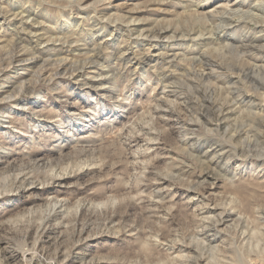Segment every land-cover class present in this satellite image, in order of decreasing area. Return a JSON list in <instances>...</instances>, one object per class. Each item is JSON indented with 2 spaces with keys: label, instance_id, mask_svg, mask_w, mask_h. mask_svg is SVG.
I'll use <instances>...</instances> for the list:
<instances>
[{
  "label": "rangeland",
  "instance_id": "1",
  "mask_svg": "<svg viewBox=\"0 0 264 264\" xmlns=\"http://www.w3.org/2000/svg\"><path fill=\"white\" fill-rule=\"evenodd\" d=\"M202 1L0 0V264H264V144L228 145L263 129L243 114L264 113L262 84L234 67L264 78V55L214 50L221 30L234 47L263 32L238 15L223 28ZM235 1L264 11L205 0ZM208 60L222 70L205 76ZM52 198L65 205L46 219Z\"/></svg>",
  "mask_w": 264,
  "mask_h": 264
},
{
  "label": "bare ground",
  "instance_id": "2",
  "mask_svg": "<svg viewBox=\"0 0 264 264\" xmlns=\"http://www.w3.org/2000/svg\"><path fill=\"white\" fill-rule=\"evenodd\" d=\"M202 1V0H201ZM197 3V2H196ZM220 6V5H218ZM218 6H214V5H209L207 4V2L202 1V2H199L198 4H196V8L199 9L201 12H200V15L201 13L204 11V17H207V18H211V17H214L215 19H218V20H221L222 22H224V25L221 26L223 28L227 27L228 25H230L229 23L232 21L233 19V16H237L239 18V21H243V23H246V22H253V24H258L259 26V32H263V35L261 36H256V35H251L249 33H244L242 35V39H239V45H235V47L233 46V42L234 41H229L227 40V35L225 34L226 30L222 31L221 30V33H219L220 31H218V36H217V41H219L216 45V47H214V50L219 54V56H222L221 54H223L224 52H227V51H230V50H243V49H249L251 50V53H258L260 55H262L261 57H263V53H264V44H259L258 45V42L261 40L264 41V11H263V8L261 9L260 8V4H253V5H247L245 6L243 2H240V3H233L231 5H229L228 3H225V6L223 8L220 9V7L218 8ZM203 16H201L202 18ZM200 18V17H199ZM220 21V23H221ZM240 24V23H238ZM233 25V24H232ZM219 26V24H218ZM229 27V26H228ZM101 30V29H100ZM218 30V29H217ZM220 30V29H219ZM202 32V31H201ZM242 34V33H241ZM214 37V34L212 35ZM231 36V35H230ZM228 36V37H230ZM216 37V36H215ZM21 38V37H20ZM192 38V37H190ZM194 39V38H193ZM232 39V38H231ZM214 40V39H213ZM192 41V40H191ZM248 41V43H246ZM199 43V42H198ZM210 43V42H209ZM235 43V42H234ZM185 44V43H184ZM215 44V43H214ZM181 46V45H180ZM192 46V45H191ZM249 47V48H248ZM91 51V50H90ZM243 52V51H242ZM246 52V51H245ZM242 56L244 54H241ZM259 55V56H260ZM194 57V56H193ZM260 59V58H259ZM254 62V61H253ZM260 62V61H259ZM102 63V62H101ZM258 63V62H257ZM207 65H209L210 67L208 68L209 70L204 72L203 74H205V76H207L206 74H209V71L210 73H213L214 70H213V66H215L216 68H222L220 67L221 65H219V63H214L212 61H207ZM208 67V66H207ZM206 67V68H207ZM186 69V68H185ZM233 69V68H232ZM234 69H237L238 70V76L242 75L244 78H247L249 79V81H257L260 83V85L262 84L261 87H256V89H264V78H258L257 75L255 74L256 73V70H260V72L263 71V66H260L258 64H254L252 66H247L245 68H236V66L234 67ZM205 70V69H204ZM222 70V69H221ZM262 70V71H261ZM212 71V72H211ZM216 71V70H215ZM259 74V73H258ZM228 76V75H227ZM226 76V77H227ZM261 76V75H260ZM223 77V76H222ZM213 79V78H212ZM226 79V78H225ZM231 77H228V81L230 80V83H231ZM227 81V82H228ZM220 83V82H218ZM255 83V82H254ZM224 84V83H223ZM256 84V83H255ZM236 85V84H235ZM226 86V85H225ZM230 87V86H228ZM238 87V86H237ZM252 87V86H251ZM218 88V87H217ZM234 89V88H232ZM235 89L236 86H235ZM231 90V89H230ZM241 93V92H240ZM242 94V93H241ZM258 95H259V98L263 99L264 101V91H261V92H258ZM181 96V95H180ZM254 98V97H253ZM190 99V98H189ZM233 99V98H232ZM251 99L250 96L248 97V95L246 94H242L241 98H239V100H242V101H246L247 100ZM255 100V99H254ZM254 100H249L251 101V103L254 101ZM2 102V100H1ZM241 101H239L240 103ZM192 103V102H191ZM194 103V102H193ZM242 103V102H241ZM249 103V102H248ZM254 103V102H253ZM252 105V104H251ZM244 106V105H243ZM249 107V105H248ZM253 107V106H252ZM251 106L249 108H252ZM258 108V107H257ZM211 111V110H210ZM220 111H223L222 110V107L219 109V112ZM263 111V110H262ZM230 113V112H228ZM189 114V113H188ZM242 114V113H241ZM243 114L245 115L244 118L247 119H258L260 122H261V125L263 126V129H261L260 131H255L253 133V135L251 137H244V139L242 141H239L236 145H231V144H228L231 148L230 150H232L234 152V154L237 152V151H241V152H244V151H247V152H254L255 150L253 148H250L252 146L256 147V144L258 143V138H262L260 141L261 143L263 142L264 144V113H262V115H258V113L254 112V111H251L250 109H243ZM6 115H3L1 114V118L3 119ZM215 116V115H214ZM218 116V114H217ZM220 117V116H219ZM225 118L223 119H220L219 122L216 124L217 126L216 127H219L220 125L223 124ZM257 120V121H258ZM198 122V121H197ZM256 122V121H255ZM253 123V122H252ZM191 124V123H190ZM255 124V123H253ZM251 124V125H253ZM257 124V122H256ZM260 125V126H261ZM256 126V125H255ZM254 126V127H255ZM253 127V126H252ZM249 130V129H248ZM196 136V135H195ZM219 136V135H218ZM188 137V136H187ZM183 138V137H182ZM193 138V137H192ZM186 139V137H185ZM197 138L195 137L194 140H193V143L195 144L198 140H196ZM202 139V138H201ZM186 141V140H184ZM188 141V140H187ZM191 141V140H190ZM204 141V140H203ZM257 141V142H256ZM152 142V141H151ZM192 142V141H191ZM256 142V143H255ZM190 143V142H189ZM188 143V144H189ZM192 143V144H193ZM201 143V142H200ZM199 143V144H200ZM221 143V142H220ZM231 143V142H230ZM198 144V145H199ZM212 144V143H211ZM215 145V144H214ZM218 146H220L219 144H217ZM252 145V146H251ZM190 146V145H189ZM192 146V145H191ZM193 147V146H192ZM191 147V148H192ZM199 147V146H198ZM223 145L221 144V146L215 150V152L213 153L214 157L217 155L216 153H218V150H222L223 148ZM190 148V147H189ZM210 148V147H209ZM215 148V147H214ZM195 149V148H194ZM199 149V148H198ZM201 149V148H200ZM203 149V148H202ZM203 151V150H202ZM217 151V152H216ZM225 151V150H224ZM262 153H260V156H264V145H263V148H262ZM200 152V151H199ZM211 152V151H210ZM221 152V151H220ZM219 152V153H220ZM206 153V152H205ZM212 153V152H211ZM208 154V153H207ZM221 154V153H220ZM231 154V153H230ZM243 154V153H242ZM244 154H247V153H244ZM241 155V154H240ZM226 156V155H224ZM236 156V155H235ZM218 157V156H217ZM247 157V156H246ZM233 158V157H232ZM236 158V157H235ZM223 159V158H222ZM216 161V159H215ZM36 162V161H35ZM38 163V162H37ZM47 163V162H46ZM226 163V162H225ZM224 163V164H225ZM41 164V163H40ZM37 166V165H36ZM264 166V165H263ZM206 173V177H212V174L210 172H205ZM2 174V173H1ZM231 175V174H230ZM63 175L61 174H57V175H53L51 176V178L55 181L58 179H60ZM204 176V178H205ZM8 177V176H7ZM214 177V176H213ZM212 177V178H213ZM63 178V177H62ZM22 179V178H21ZM20 179V181H21ZM167 180V179H166ZM23 182V181H22ZM21 182V183H22ZM20 183V182H19ZM36 183V181L32 180L30 181L27 185H34ZM59 183H64V181H59ZM214 183V182H213ZM26 186V185H25ZM248 186V185H246ZM24 189V187L22 188V190ZM17 191H20V187L17 189ZM22 193V192H21ZM191 194V193H190ZM192 198H195L194 195H192ZM196 196V195H195ZM189 197V196H188ZM59 198V197H58ZM65 199H57V198H52L51 200H48L46 201L43 206H44V209H41V212H43V214H45V217L46 219H49L50 218V214L51 212H56V209H59L61 207H63V205H65ZM66 201L68 202V200L66 199ZM80 202V201H79ZM83 205V204H82ZM82 205H80V203L76 204V209H78L79 207L81 208ZM42 206V207H43ZM202 207V206H201ZM207 208V207H206ZM216 209V207H208V212H211V211H214ZM232 209V207H231ZM233 211L231 210H227L224 211V212H221L219 215H220V218L217 219V220H214L213 217H207L208 219H210V224L207 225V227H209V231L208 233H205L204 234V239H205V242L206 244H208V246H211V247H214L215 244L213 245L214 242H216V240H218V237H220L221 235H224V233L228 230V228H230L231 226V223L229 224V220H231V215H232ZM29 214V212H28ZM53 214V213H52ZM31 215V214H30ZM218 216V215H217ZM52 217V216H51ZM43 219V218H42ZM201 219V218H200ZM201 223V222H200ZM233 224V223H232ZM200 225V224H199ZM202 226V225H201ZM236 227V226H235ZM263 227V226H262ZM49 228V227H48ZM45 229H47L45 227ZM232 229V228H231ZM84 231V230H83ZM203 231V230H202ZM195 233V232H194ZM203 234V233H202ZM42 235V234H41ZM178 235V234H177ZM88 236V235H87ZM179 237V236H178ZM42 239V238H41ZM192 239V238H191ZM38 241V240H37ZM178 241V240H176ZM256 241V240H255ZM195 242V241H193ZM204 242V243H205ZM183 243V242H182ZM192 241L190 242V244H187V245H183V246H179V247H183L182 249H188L189 251H197L196 249L197 248V245L196 243L194 244L195 246H193V243ZM23 244V243H22ZM202 244V243H200ZM223 244V243H222ZM167 245V244H166ZM262 245V244H261ZM206 246V245H205ZM202 247V246H201ZM169 250H173L174 248L172 246H168ZM210 248V247H209ZM4 249V248H3ZM179 249V248H178ZM207 249V248H206ZM20 251V250H19ZM175 251V250H174ZM184 251V250H183ZM188 252V251H187ZM189 253V252H188ZM180 255V254H179ZM199 256L194 258V263L195 264H200L202 262L205 261V256H203L201 253L198 254ZM83 256V255H82ZM196 256V255H195ZM239 256V255H238ZM181 257V256H180ZM188 258V257H187ZM191 258V256H190ZM179 260V259H178ZM187 260V259H186ZM189 260V259H188ZM191 260H193L191 258ZM82 261V260H81ZM183 261V260H182ZM181 261V262H182ZM187 262V261H186ZM190 262V261H189ZM192 262V261H191ZM190 262V264H191ZM225 262V261H224ZM88 263V262H87ZM193 263V264H194ZM80 264H86L84 262H81ZM187 264V263H186ZM204 264H206V262H204Z\"/></svg>",
  "mask_w": 264,
  "mask_h": 264
}]
</instances>
